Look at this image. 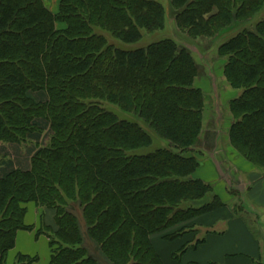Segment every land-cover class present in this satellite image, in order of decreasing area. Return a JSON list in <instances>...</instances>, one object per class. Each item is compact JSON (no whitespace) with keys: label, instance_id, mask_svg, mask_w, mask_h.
<instances>
[{"label":"trees","instance_id":"1","mask_svg":"<svg viewBox=\"0 0 264 264\" xmlns=\"http://www.w3.org/2000/svg\"><path fill=\"white\" fill-rule=\"evenodd\" d=\"M58 3L0 0V264L28 203L54 214L50 264H179L212 232L201 219L228 206L195 177L203 150L215 173L222 163L196 85L216 47L237 90L223 137L264 172V0ZM243 207L233 214L256 231Z\"/></svg>","mask_w":264,"mask_h":264},{"label":"rangeland","instance_id":"2","mask_svg":"<svg viewBox=\"0 0 264 264\" xmlns=\"http://www.w3.org/2000/svg\"><path fill=\"white\" fill-rule=\"evenodd\" d=\"M59 0H49V4L52 8L56 9L58 8V3ZM160 31L161 35H157V37L160 38H165L166 36L169 35L168 31ZM232 33L230 34H224L223 37L220 39H226L227 36L234 34V30L231 31ZM147 44V40H142L141 46H144ZM201 46L204 45L206 47H209L210 44L208 41H201L199 43ZM134 48V47H131ZM205 50L201 51V53H204ZM211 51V50H210ZM216 53H212L211 56H202L200 57V53L196 54V59L199 60L200 57V66H199V73L196 78V85L201 87L204 92L206 93V108H205V113H204V123L206 125V128H208V135L206 138V146H217V141H218V148L215 147L213 150V154H218L222 163V168L219 166L220 174L217 172L215 173V167L210 166L212 161L210 159L213 158L212 154L203 150V152L198 153L197 155L199 156L198 158L200 159L201 162V168L199 171L195 174V177H201L205 178V180H209L212 182L215 186V191L217 194H219L224 201L226 202H233V205L242 207L249 210L251 213H253L251 216L252 218L256 217L258 220V217H260L259 213L257 212V207L254 209L252 208V203L249 200L251 196L256 192L262 191V188L264 187V172L263 170H258L255 167L251 166L249 163L241 161L239 159H235L232 157V155L229 154L225 155L223 153V132L224 129L230 126L231 124V116H226L225 112H229L228 108V100L236 96L237 90L232 89L230 86H228L227 82L223 83L224 74H223V67H224V61L223 57L218 54L217 47L215 48ZM209 68H210V73H209ZM225 81V80H224ZM217 109V113H216ZM224 115V116H223ZM219 117V118H218ZM217 121L220 122V125L217 126L216 123ZM214 126H217L219 129V133L216 131L215 133V128ZM224 126V127H223ZM222 130V132H221ZM220 133L222 137L220 136ZM48 138H45L44 143L48 142ZM158 142L154 143V146H157ZM167 143L163 144L164 146ZM203 143H200V145ZM205 144V142H204ZM203 144V146H204ZM216 144V145H215ZM212 145V146H211ZM30 144H27L25 147H29ZM154 146L149 148L148 150L154 149ZM205 147V146H204ZM216 151V152H215ZM148 152V151H147ZM233 154L232 152H230ZM223 155L225 157H223ZM223 164H224V169H223ZM221 168V169H220ZM258 171V172H256ZM245 173H250L249 179H247V184L242 183V179L244 177ZM243 175V176H242ZM226 177H231L233 182L237 185V189H240V194L238 196L236 195L237 193L233 194L231 193V190L233 187H228ZM212 180V181H211ZM251 187L248 191H246V188ZM231 189V190H230ZM264 191V189H263ZM27 212H26V217H25V224L27 225V229L25 230H20V231H25V232H35L36 231V238L39 241L41 236H44L45 239H49V248H50V253L52 252V247L50 243V235L45 231V227L48 226L49 224L53 223V218L54 214L49 213L46 215V217H41L40 211L37 209L35 203H28L26 205ZM257 210V211H256ZM44 218V222H43ZM255 218V219H256ZM252 221V220H251ZM258 222V221H257ZM19 231V232H20ZM43 239V238H42ZM154 241L158 242V238H154ZM31 243H26L23 247L20 248H29ZM36 252H40L42 255H35L29 256L28 254L19 252L16 254L17 250V237H16V242L14 247L9 251L7 260L9 264H24L26 262L27 258H24L21 260V262L18 261V256H26L32 259L34 258V261L30 264H34L35 262H38L42 258L45 259V249H48L47 244L42 240L39 245L36 246ZM52 254V253H51ZM51 254H50V259H51Z\"/></svg>","mask_w":264,"mask_h":264},{"label":"crops","instance_id":"3","mask_svg":"<svg viewBox=\"0 0 264 264\" xmlns=\"http://www.w3.org/2000/svg\"><path fill=\"white\" fill-rule=\"evenodd\" d=\"M231 149L232 147L229 143V137L225 135L223 137V153L228 156L229 154L233 155L230 153L232 152L230 151ZM223 157L225 156L223 155ZM224 168L223 164V169ZM250 175V173L244 175L242 179L243 184H247V179H249ZM263 189L264 187L262 188V191L255 192L249 199L252 203V208L254 209L257 207L258 211H256L260 215V217H258V222L256 223V231L253 230L252 222L233 214V202H227L228 206L224 207L222 211L207 215L201 219L200 222L205 227L203 232L206 233V227L213 225V227H210L209 229L212 230V232L206 234V241L199 245L196 250H189L179 264H190L191 262L196 264H264ZM42 240L48 246V249H45L46 256L45 259L42 258L34 264H50L51 253L48 243L49 239H45L44 236H41L38 241L36 238V231L32 233L25 231L18 232L16 254L22 252L33 257L36 254L41 255L40 252H36V246L39 245ZM26 243H31L29 248H20ZM158 243L161 244L160 242Z\"/></svg>","mask_w":264,"mask_h":264}]
</instances>
